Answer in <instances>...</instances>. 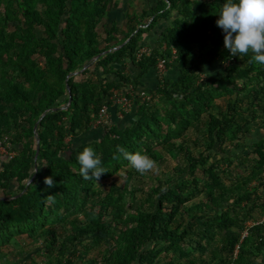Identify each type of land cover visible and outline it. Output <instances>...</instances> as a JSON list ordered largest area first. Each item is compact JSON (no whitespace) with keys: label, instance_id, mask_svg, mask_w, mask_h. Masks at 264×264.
Segmentation results:
<instances>
[{"label":"trees","instance_id":"1","mask_svg":"<svg viewBox=\"0 0 264 264\" xmlns=\"http://www.w3.org/2000/svg\"><path fill=\"white\" fill-rule=\"evenodd\" d=\"M223 3L160 0L148 25L128 15L123 30L105 23L116 0H0V143L13 151L0 166V257L24 238L41 260L15 250L10 264H264V137L246 142L264 131V65L224 47ZM161 19L169 25L138 56ZM205 55L216 79L201 76ZM160 59L172 71L146 87ZM114 90L133 104L122 127ZM103 106L109 125L96 124ZM117 145L155 170L172 155L173 174L137 172ZM85 146L107 170L98 181L79 172Z\"/></svg>","mask_w":264,"mask_h":264},{"label":"clouds","instance_id":"2","mask_svg":"<svg viewBox=\"0 0 264 264\" xmlns=\"http://www.w3.org/2000/svg\"><path fill=\"white\" fill-rule=\"evenodd\" d=\"M216 24L224 33V47L231 56L245 57L252 54V61L264 65V0H224L218 12ZM117 152L128 160L139 173L153 169L155 161L141 151L130 152L117 145ZM79 172L84 179L99 180L106 172L101 155L92 146H85L77 155ZM45 183L52 187V176L45 177Z\"/></svg>","mask_w":264,"mask_h":264},{"label":"crops","instance_id":"3","mask_svg":"<svg viewBox=\"0 0 264 264\" xmlns=\"http://www.w3.org/2000/svg\"><path fill=\"white\" fill-rule=\"evenodd\" d=\"M159 1L160 0H116V7L110 10L108 17L105 19V23L108 26L114 22L121 29L125 30L127 16L135 15L136 18L139 19V26L145 27L155 16V14H152V11L158 5ZM169 23L170 22L164 19L159 20L150 30H148V32L143 35V46L149 47L151 49V47L156 45L161 31L166 26H168ZM120 37L122 38L123 36ZM126 66L128 71L133 69L131 63L128 60L126 61ZM198 66L202 71L201 76L203 78L207 77L209 79H216L222 74L221 68L208 55H205L202 59L199 60ZM171 71V69H167L165 75L170 74ZM155 77L157 78V80H159L158 82L161 81L154 70V73L152 72L143 79V83L145 84V86L153 87L156 83H158L156 82ZM122 118L123 117L118 118V125L124 123L123 120L120 122ZM113 121L115 123V119H113Z\"/></svg>","mask_w":264,"mask_h":264},{"label":"rangeland","instance_id":"4","mask_svg":"<svg viewBox=\"0 0 264 264\" xmlns=\"http://www.w3.org/2000/svg\"><path fill=\"white\" fill-rule=\"evenodd\" d=\"M216 102L217 104H219V106L224 109L225 108V99L224 98H218L216 99ZM131 111H133V109H131ZM131 111H129L127 114L129 117H125V116H122L123 118L120 120V122L123 120L124 121V124H120L119 126L122 127L123 125L125 124H128L132 121V117H133V114L130 115ZM119 118V117H118ZM260 132V131H259ZM246 142L248 143H251V141H256L262 137H264V131L260 132V133H257V132H253V133H250L246 136ZM244 142V141H243ZM242 150L243 151H247V150H244V148L242 147ZM238 151H241L240 149H236V150H232V149H228V152L232 155H235L237 153H239ZM167 157V161L165 162V166L167 167H160V169H156L155 168L153 170H155V174L156 175H161V178L162 179H166L169 177V175L173 172H172V166H174L176 164V160L172 159L173 156L169 155V156H166ZM8 159V155L5 153V152H1L0 151V165L1 163L4 161V160H7ZM153 180V181H152ZM116 183L117 184H120L122 185L124 182V180L122 178H116ZM107 182H110V180H108ZM154 179H150L148 180V184L145 185V188H147V186L149 187L150 184L154 183ZM137 194V193H136ZM132 194H126V198H125V203L127 206H130V198H131ZM28 244H30L29 240H26L24 238H22L21 240L20 239H16L14 240V242L12 243V246L9 247L8 250H5V254L2 255L0 257V261L3 263V264H10L9 261L12 260V254L10 252L12 251H15V250H19V251H22L23 252V255H22V258L24 259L25 257L27 256H31L33 257L34 259H36L37 261H40L41 260V254L39 253L40 252V246L39 244L36 245L33 249L30 250V247H27ZM15 258V257H14ZM21 264H23V260L21 261Z\"/></svg>","mask_w":264,"mask_h":264},{"label":"built area","instance_id":"5","mask_svg":"<svg viewBox=\"0 0 264 264\" xmlns=\"http://www.w3.org/2000/svg\"><path fill=\"white\" fill-rule=\"evenodd\" d=\"M150 52H151V49L149 47L142 46L139 49L138 56H140L141 54H149ZM231 61H232V58L227 60L224 65L227 66ZM166 71H167L166 61L164 59H160L155 68L156 75L158 76L160 80L164 78ZM129 89L131 90V87ZM129 94L130 92L127 90L123 92H120L118 90L113 91V95L111 97L113 104L119 107L122 112L128 113L132 109L133 104H132V100L128 97ZM138 96L144 102H149L152 97L151 93L146 89H141L138 92ZM118 116L121 118L122 114H118ZM110 123H111V119H110L109 110L107 106H103L100 109L96 117V124L97 125L99 124L109 125ZM0 151L5 152L8 155V157L13 156V151H10L9 149H7L6 145H4L2 142L0 143ZM246 232L247 230L245 229L242 233V236H244Z\"/></svg>","mask_w":264,"mask_h":264},{"label":"water","instance_id":"6","mask_svg":"<svg viewBox=\"0 0 264 264\" xmlns=\"http://www.w3.org/2000/svg\"><path fill=\"white\" fill-rule=\"evenodd\" d=\"M100 55H97L94 59H97ZM68 88V87H67ZM68 94H69V100L67 102V105L70 103V90L68 88ZM54 108H52L53 110ZM43 115V114H42ZM35 131V138H36V152L34 154V168H33V171L36 172L37 171V166H36V160H37V156H38V145H39V139L37 137V132H36V128L34 129ZM34 177V176H33ZM32 177V178H33Z\"/></svg>","mask_w":264,"mask_h":264}]
</instances>
